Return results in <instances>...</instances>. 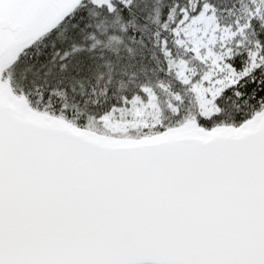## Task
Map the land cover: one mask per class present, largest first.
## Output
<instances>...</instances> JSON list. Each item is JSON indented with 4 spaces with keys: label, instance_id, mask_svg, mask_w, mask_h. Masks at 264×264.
Instances as JSON below:
<instances>
[{
    "label": "snow or ice",
    "instance_id": "obj_1",
    "mask_svg": "<svg viewBox=\"0 0 264 264\" xmlns=\"http://www.w3.org/2000/svg\"><path fill=\"white\" fill-rule=\"evenodd\" d=\"M0 264H264V0H0Z\"/></svg>",
    "mask_w": 264,
    "mask_h": 264
}]
</instances>
